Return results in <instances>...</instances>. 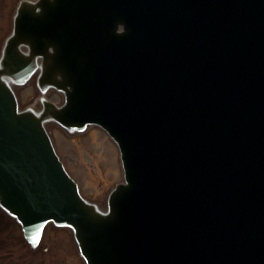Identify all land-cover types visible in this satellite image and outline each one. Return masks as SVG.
<instances>
[{
	"label": "water",
	"instance_id": "obj_1",
	"mask_svg": "<svg viewBox=\"0 0 264 264\" xmlns=\"http://www.w3.org/2000/svg\"><path fill=\"white\" fill-rule=\"evenodd\" d=\"M36 73L41 108L20 110ZM47 124L116 142L107 211ZM0 209L29 242L70 229L86 264H264V0L23 2L0 54Z\"/></svg>",
	"mask_w": 264,
	"mask_h": 264
},
{
	"label": "rangeland",
	"instance_id": "obj_2",
	"mask_svg": "<svg viewBox=\"0 0 264 264\" xmlns=\"http://www.w3.org/2000/svg\"><path fill=\"white\" fill-rule=\"evenodd\" d=\"M16 93L24 102L30 95L35 94V89L31 82L24 88L16 89ZM49 99L60 101L61 98L56 92L50 91ZM34 106L38 107L35 109L41 108L39 104ZM45 127L53 138L64 166L72 178L82 186L83 195L89 201L98 200L101 207L105 209L106 191L109 184L112 181L119 182L121 179L119 153L113 141L98 127L88 126L81 134L69 135L55 124H47ZM1 218L0 212V235H5L8 242L6 264H84L83 260L77 257V248L71 243L69 230L51 229L50 227L46 232L52 239L50 250L43 254L40 251L35 254L28 250L25 243L18 241L20 233L17 229L10 227L9 231L2 233L7 224Z\"/></svg>",
	"mask_w": 264,
	"mask_h": 264
},
{
	"label": "flooded vegetation",
	"instance_id": "obj_3",
	"mask_svg": "<svg viewBox=\"0 0 264 264\" xmlns=\"http://www.w3.org/2000/svg\"><path fill=\"white\" fill-rule=\"evenodd\" d=\"M22 1H34V0H0V49L2 47V44L5 40V38L7 37V35H9V33L12 30L13 27V22H14V15L16 12V9L18 7V5L20 4V2ZM3 8H5V12H3ZM5 15H4V14ZM110 177V176H109ZM112 184L110 183L109 186H111ZM10 227H13L14 229H17L20 233V227L19 226H12L11 224L9 225H5V229H4V233L6 231L10 230ZM50 229V226H47L45 229V232L43 234V237L41 239V242L39 244V246L37 247V249L35 250H30L29 245L23 241L21 233L18 236V241L21 243H25L24 245L28 248L29 251H31V253H35L38 254L39 251L41 252V254L48 252L50 250V243L51 237H48L49 235L46 234V232ZM47 237V240L45 241V238ZM45 241V243H44ZM49 242V243H47ZM7 238L5 239V235H0V264H6V260H5V256H6V250H7Z\"/></svg>",
	"mask_w": 264,
	"mask_h": 264
},
{
	"label": "bare ground",
	"instance_id": "obj_4",
	"mask_svg": "<svg viewBox=\"0 0 264 264\" xmlns=\"http://www.w3.org/2000/svg\"><path fill=\"white\" fill-rule=\"evenodd\" d=\"M108 170H109V173L111 174V171H110V169L108 168Z\"/></svg>",
	"mask_w": 264,
	"mask_h": 264
}]
</instances>
